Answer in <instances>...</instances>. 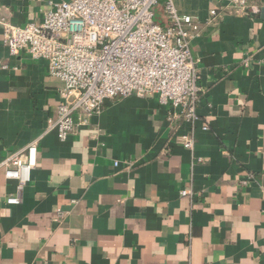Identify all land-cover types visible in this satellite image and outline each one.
<instances>
[{
	"label": "crops",
	"instance_id": "0c3cea01",
	"mask_svg": "<svg viewBox=\"0 0 264 264\" xmlns=\"http://www.w3.org/2000/svg\"><path fill=\"white\" fill-rule=\"evenodd\" d=\"M63 1L0 6L25 27ZM230 1L174 0L202 30L194 123L171 127L156 96L116 98L64 142L48 132L62 84L0 29V163L39 142L20 205L0 168V264H264V0L249 15ZM155 16L166 23L163 3Z\"/></svg>",
	"mask_w": 264,
	"mask_h": 264
},
{
	"label": "built area",
	"instance_id": "2783aa9c",
	"mask_svg": "<svg viewBox=\"0 0 264 264\" xmlns=\"http://www.w3.org/2000/svg\"><path fill=\"white\" fill-rule=\"evenodd\" d=\"M160 3L165 24L155 21ZM249 8L247 0L230 1L229 9L237 15L256 11ZM218 15L212 9L209 24ZM0 29L11 56L24 51L33 60L47 61L50 75L62 84L56 117L48 125V132H56L62 142L88 125L107 100L116 98L158 97L172 109L167 120L173 128L179 120L198 119L203 88L191 43L202 30L194 18L178 12L174 0L51 3L42 22L25 27L11 24L0 6ZM183 144L188 150L195 146L189 137ZM38 147L39 142H33L0 163L6 178L19 182L17 193L6 200L8 205L22 203L24 186L37 165ZM188 194L182 191L183 196Z\"/></svg>",
	"mask_w": 264,
	"mask_h": 264
},
{
	"label": "rangeland",
	"instance_id": "374dc122",
	"mask_svg": "<svg viewBox=\"0 0 264 264\" xmlns=\"http://www.w3.org/2000/svg\"><path fill=\"white\" fill-rule=\"evenodd\" d=\"M158 18H159V17L156 18L157 22L163 24V23L161 22V20H159Z\"/></svg>",
	"mask_w": 264,
	"mask_h": 264
},
{
	"label": "trees",
	"instance_id": "16d2710c",
	"mask_svg": "<svg viewBox=\"0 0 264 264\" xmlns=\"http://www.w3.org/2000/svg\"><path fill=\"white\" fill-rule=\"evenodd\" d=\"M156 18H157V16H155V21L157 22ZM158 19H159V18H158ZM157 23H159V22H157Z\"/></svg>",
	"mask_w": 264,
	"mask_h": 264
}]
</instances>
